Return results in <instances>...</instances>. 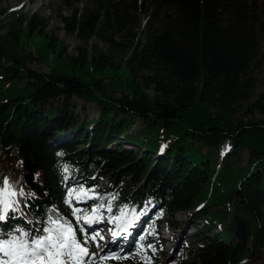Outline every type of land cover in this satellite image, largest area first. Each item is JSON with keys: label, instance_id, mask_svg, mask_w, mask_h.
<instances>
[{"label": "trees", "instance_id": "1", "mask_svg": "<svg viewBox=\"0 0 264 264\" xmlns=\"http://www.w3.org/2000/svg\"><path fill=\"white\" fill-rule=\"evenodd\" d=\"M259 4L89 0L61 16L82 44L76 53L43 34L35 13L15 16L0 35V164L20 174L22 208L38 220L57 210L66 215L59 201L80 167L78 177L94 183L106 176L110 188L134 195L137 205L151 196L169 225L173 212L191 214L203 202L195 217L211 224L231 213L222 231L203 233L179 264L264 258V92L254 100L252 94L253 71L264 59ZM27 44L34 50L25 51ZM51 54V72L29 66ZM75 96L96 102V119H74ZM136 118L145 121L140 133L131 131ZM58 136L71 137L55 146ZM244 149L248 165L234 171Z\"/></svg>", "mask_w": 264, "mask_h": 264}, {"label": "rangeland", "instance_id": "2", "mask_svg": "<svg viewBox=\"0 0 264 264\" xmlns=\"http://www.w3.org/2000/svg\"><path fill=\"white\" fill-rule=\"evenodd\" d=\"M69 1L72 4L71 7L78 6L79 8H82V9L85 8L87 6V3L89 2V0H82L79 3L77 2V0H69ZM259 1L264 4V0H259ZM263 4H259L260 7ZM71 7L66 6L63 0H0V35H4L9 30L11 22L15 16L16 17H20L21 15L31 16L33 13H35L36 23H38V27L41 28L40 26L45 25L43 34L46 31L49 37H52L54 40L60 41L61 45L64 48H66L69 53H76L77 47L82 44L78 38H76L74 35H71L65 30V24L61 21V16L69 15L71 13ZM99 43L102 48L108 50V47L105 43L103 42H99ZM33 46H34L33 44H27L25 51L34 50ZM262 47H264V43H262ZM35 52L36 51H34V53ZM52 60H53V55L51 54L47 62L36 59L35 61L31 62L29 66L32 69H35L38 71L51 72L50 66L52 64ZM120 61H121V57L118 56L116 62H120ZM252 77L255 79L254 86L252 89L253 100H254L261 93L264 92V59L258 60V68L255 67ZM25 82H26V79H23V81L20 82V85H23ZM73 99L76 102L74 111H72L75 120L82 121L88 118L89 119L97 118V116L99 115V108L96 102H87L77 96L73 97ZM256 116H260V114L257 113ZM144 128H145V121L142 118H136L131 131L133 133H140ZM90 129H91V126H89V130ZM68 137H71V136H67L63 138L62 136H58L53 139V142L55 145H59L63 142L62 140H66V138ZM86 142H87L86 140L82 139L81 146L83 149H84V146H88ZM122 144L125 145L129 149H132L133 147L130 142H125V143L123 142ZM136 150H138L137 147H136ZM156 156L157 154L155 155V157ZM158 157L159 155L156 158ZM222 159H220V161L218 162L219 164H221ZM248 160H249V150L244 149L241 155L240 161L234 163L231 167L233 168L234 171L235 170L239 171L238 168H244L246 165H248V162H249ZM87 161H86V164L90 166L91 163ZM10 168H11V165H9L8 163L0 164V177H1V182H2L0 187H2L3 189H5L4 188L5 178H7V183H9L11 179L10 175H8L7 173V172H10ZM228 171L230 172V169ZM215 179H216V176L214 177V179H212V181ZM84 181L85 179H83V177H77L73 182L76 184H82ZM105 184H106L105 179H98L99 186L100 185L105 186ZM14 194L15 196H18L16 192ZM19 196L20 197L18 199L14 196H11V197L7 196V198L18 201V203L14 205V208L18 211H21L22 208H20V200H22V197L20 193H19ZM208 199H210V193L208 194V198H206V201ZM87 202L88 200L85 202L86 204L84 208H89L90 205L87 204ZM208 203L211 204L210 200L208 201ZM150 208H151V204L149 202H146L143 212L145 213ZM210 210L215 211L219 209L210 208ZM79 217L80 219L75 220V221L80 222L81 220L80 210H79ZM175 217H176V220L178 221L177 223L178 226H177V229L174 230L175 234L173 238L171 234H169L167 231L165 230L162 231V234L166 235L167 238H164V242L162 244L165 256L164 258H162V260H159L160 264H162L163 262H166L168 264H179L186 250L190 247L198 245L196 234L203 235V233L205 232L209 234H213L214 232L222 231L223 230L222 226L224 228L225 222L231 218V213L228 214V216L223 220V222H215L214 224H211L209 219L204 218V217L203 218L195 217L193 220L192 214H188L185 211H179V210L176 211ZM17 219L20 222H17L14 224V227L12 228L13 231L18 232L17 225L22 226L25 229H29V226H26L25 224L21 223L20 217H17ZM2 221H5V220H2ZM193 224L195 225L196 229H194ZM160 226H164V222H162ZM191 226L192 228H190ZM34 228H31V229H34ZM5 231L6 229L2 230V232H5ZM191 232H195L196 234L191 235L190 234ZM186 234L191 235L189 239H185ZM226 239L231 240L232 236L228 235ZM177 240H180V242L175 247V243L177 242ZM186 240H188L189 244L183 245V243ZM156 241L157 239H155L154 236H152L151 240L145 245L143 250L140 252L141 254H143L141 256H140V253L132 254L128 260L118 259L117 261H113L108 264H141V262H144V264H153L155 261L158 260L157 258L158 256L156 254V248H157ZM127 244L130 248L131 244L129 243ZM148 245H151V247L149 248ZM145 256H148V257H145ZM252 264H264V258L261 257L259 260H257L256 262H253Z\"/></svg>", "mask_w": 264, "mask_h": 264}, {"label": "snow or ice", "instance_id": "3", "mask_svg": "<svg viewBox=\"0 0 264 264\" xmlns=\"http://www.w3.org/2000/svg\"><path fill=\"white\" fill-rule=\"evenodd\" d=\"M5 185H7V178H5ZM5 189H0L4 192ZM15 190L8 189V197L14 194ZM73 193L75 199L81 200L82 197L89 199L95 197L99 198V193L90 191L88 188L81 186L80 189L69 188L68 196L65 202L69 205L71 215L76 220H79V207L73 203ZM21 194H23L21 190ZM18 201L10 198H0V220H7L10 213L9 209L15 211L14 205ZM111 209L112 205L107 206ZM96 205H93L92 214L101 215L96 212ZM102 218V216H101ZM88 223H93L91 216L83 218ZM114 219L125 226V230L132 224V219L127 216H117ZM42 234L32 235L31 229H25L17 225V231L9 230L8 232L0 231V264H88L85 257L88 255H95L90 253L89 248L82 242L81 238L77 236V229L74 227L71 220L67 216L56 214L48 217V223L42 224ZM118 233H114L117 235ZM84 240L91 239L95 241L97 236L93 233L91 236L84 235ZM143 247V245L141 246ZM150 248L151 245H148ZM112 256L115 253L110 254ZM100 259H104L103 256Z\"/></svg>", "mask_w": 264, "mask_h": 264}, {"label": "bare ground", "instance_id": "4", "mask_svg": "<svg viewBox=\"0 0 264 264\" xmlns=\"http://www.w3.org/2000/svg\"><path fill=\"white\" fill-rule=\"evenodd\" d=\"M14 193H15V192H14ZM19 193H20V192H18V193H17V194H18V196H19ZM20 204L22 205V200H20Z\"/></svg>", "mask_w": 264, "mask_h": 264}]
</instances>
